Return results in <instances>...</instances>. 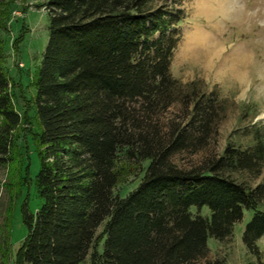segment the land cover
Segmentation results:
<instances>
[{
  "label": "trees",
  "instance_id": "trees-1",
  "mask_svg": "<svg viewBox=\"0 0 264 264\" xmlns=\"http://www.w3.org/2000/svg\"><path fill=\"white\" fill-rule=\"evenodd\" d=\"M7 2L0 0V167L14 164L22 124L2 64ZM167 2L44 3L49 34L33 98L42 204L36 214L22 210L23 264H225L210 258L209 239L232 240L245 210L255 215L243 241L258 254L264 181L251 186L235 174L261 173L264 142L219 151L225 101L172 75L175 41L165 36L185 16L178 1ZM182 156L199 159L182 165ZM132 167L144 172L139 185L115 195Z\"/></svg>",
  "mask_w": 264,
  "mask_h": 264
},
{
  "label": "rangeland",
  "instance_id": "rangeland-1",
  "mask_svg": "<svg viewBox=\"0 0 264 264\" xmlns=\"http://www.w3.org/2000/svg\"><path fill=\"white\" fill-rule=\"evenodd\" d=\"M176 1L185 19L165 36L175 41L172 75L184 84L199 81L208 93L215 92L225 101L219 151L228 144L253 150L259 137L264 142V0ZM45 2L8 0L1 14L2 64L10 79L13 103L22 124L17 133L14 164L0 167V264H23L17 259L27 236L22 210L26 207L36 214L42 204L34 183L40 167L36 144L40 128L33 98L35 74L48 42ZM173 2L168 0L167 5ZM199 34L206 37L205 44H189L191 37ZM159 38L158 34L155 39ZM235 53L245 61L242 79L227 69V61ZM198 159L182 156L178 163L183 165ZM123 171H132V174L125 176L116 187L114 194L120 197L134 190L144 175L133 167ZM235 177L251 186L262 183L264 160L259 175L241 171ZM197 213L193 210V214ZM202 214L211 216L208 207H204ZM254 215L253 210H245L243 220L235 225L232 240L220 243L209 239L210 258L221 259L225 264H264V235L256 243L258 254L251 252L243 241L245 228ZM104 225L99 228L98 236L102 235ZM98 250L101 252L102 244ZM83 264L93 263L88 257Z\"/></svg>",
  "mask_w": 264,
  "mask_h": 264
},
{
  "label": "bare ground",
  "instance_id": "bare-ground-1",
  "mask_svg": "<svg viewBox=\"0 0 264 264\" xmlns=\"http://www.w3.org/2000/svg\"><path fill=\"white\" fill-rule=\"evenodd\" d=\"M205 42H206V37L204 35H202V34H199L197 36L195 35V36L191 37V39L189 40V44H191L193 46L204 45ZM186 50H187V48H186ZM185 54H188V53L185 52ZM239 56L240 55L239 54H236V53L233 54V56H231V58L227 61L229 63V66H228L227 69L229 70V72L231 73V75L237 76L239 79H242L243 78V75H244V70H243L244 67H242V66H243V64H244L245 61L242 60Z\"/></svg>",
  "mask_w": 264,
  "mask_h": 264
}]
</instances>
